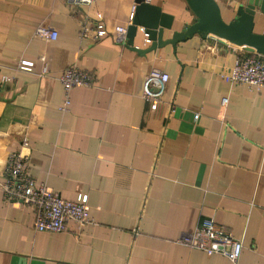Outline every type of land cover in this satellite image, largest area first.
Wrapping results in <instances>:
<instances>
[{"label": "crops", "instance_id": "crops-1", "mask_svg": "<svg viewBox=\"0 0 264 264\" xmlns=\"http://www.w3.org/2000/svg\"><path fill=\"white\" fill-rule=\"evenodd\" d=\"M147 1L172 16L162 39L193 21L184 0ZM244 1L215 0L221 20ZM133 5L0 0V181L8 155L25 154L49 191L86 194L90 217L35 231L31 209L5 203L0 191V264H232L175 243L202 219L241 241L236 264H264V91L220 77L247 52L197 34L149 50L141 30L136 51L114 37ZM96 13L106 34L80 38ZM39 24L56 38L33 36ZM252 30L264 33L256 7ZM71 65L90 84L71 88L61 111L57 77ZM150 69L168 76L154 109L141 98Z\"/></svg>", "mask_w": 264, "mask_h": 264}, {"label": "built area", "instance_id": "built-area-1", "mask_svg": "<svg viewBox=\"0 0 264 264\" xmlns=\"http://www.w3.org/2000/svg\"><path fill=\"white\" fill-rule=\"evenodd\" d=\"M74 4L88 5L91 0H71ZM134 5L128 15V23L132 19ZM100 14L82 23L79 30L80 38L96 40L106 34V29L100 20ZM125 28L116 26L114 37L117 42L124 40ZM56 31L51 27L39 24L33 31V36L53 41ZM144 41L148 40L144 37ZM30 63L21 61L18 69H28ZM229 86L242 83L249 89L264 91V55L244 53L237 56L228 73L220 75ZM167 74L159 69H150L141 84V98L148 101L154 109L160 101ZM63 90V102L59 109L67 110L68 93L76 86H88L89 75L75 65L64 68L57 77ZM221 106H226L227 96L221 97ZM171 111V109H170ZM197 115H193L195 119ZM26 140L21 141L26 146ZM2 200L5 203H18L33 213V229L35 231L58 232L66 228V223L72 221L75 225L90 222L89 206L86 194H78L75 200L61 198L57 193L49 191L44 183L36 182L29 172L27 157L19 152H12L5 160L4 177L0 181ZM137 232L133 229V235ZM175 243L189 249L202 251L206 255L218 254L225 257L232 264H236L241 251V241L233 237L230 232L212 219H202L191 231L182 233Z\"/></svg>", "mask_w": 264, "mask_h": 264}, {"label": "water", "instance_id": "water-1", "mask_svg": "<svg viewBox=\"0 0 264 264\" xmlns=\"http://www.w3.org/2000/svg\"><path fill=\"white\" fill-rule=\"evenodd\" d=\"M187 8L193 14V21L185 24L178 31H173L167 39H162L164 29H170L172 16L161 11V8L147 0H133L132 19L125 27L124 45L133 47L137 31L141 30L150 42V49L163 43H174L184 40L193 34L202 38L212 36L226 45L235 46L247 53L264 55V33H254L252 30L255 7L264 13V0H245L235 9L233 19L223 22L215 0H184Z\"/></svg>", "mask_w": 264, "mask_h": 264}]
</instances>
